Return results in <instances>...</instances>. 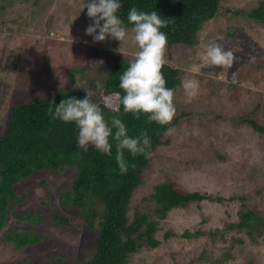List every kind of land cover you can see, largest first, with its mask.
<instances>
[{"label":"rangeland","instance_id":"374dc122","mask_svg":"<svg viewBox=\"0 0 264 264\" xmlns=\"http://www.w3.org/2000/svg\"><path fill=\"white\" fill-rule=\"evenodd\" d=\"M34 2L0 0V6L7 5L0 12V135L13 102L54 93L67 81L84 97L90 90L102 105L110 65L132 61L137 51L112 38L93 42L85 34L92 20L86 7L81 10L84 0ZM221 2L223 8L198 33V45L184 49L178 61L181 82L194 78L199 90L189 99L179 86L169 143L154 154L133 200L134 215L145 212L156 220L160 245H145L132 264H264V133L240 121L250 118L264 125V24L246 16L264 0ZM213 41L235 54L231 67L204 61ZM74 178L73 170H46L15 186L19 202H12L0 234V264H51L56 259L73 264L93 256L95 233L81 209L62 204ZM168 178L207 198L158 218L154 202L145 198ZM248 212L259 218L253 228L233 227ZM9 231H32L41 240L16 248L5 239Z\"/></svg>","mask_w":264,"mask_h":264},{"label":"trees","instance_id":"16d2710c","mask_svg":"<svg viewBox=\"0 0 264 264\" xmlns=\"http://www.w3.org/2000/svg\"><path fill=\"white\" fill-rule=\"evenodd\" d=\"M1 1L12 3L29 0ZM221 1L122 0L119 14L126 23L127 13L131 7L148 12L156 10L168 21L167 26L161 29L167 34L162 72L167 82L166 86L175 89V97L181 85L182 74L178 61L186 54L184 49L198 45V33L203 24L214 19L223 8ZM39 2L40 0H35L34 5ZM6 3L0 6L1 13L7 9ZM246 16L264 24V2ZM128 28L131 29V25H128ZM130 62L121 59L110 65L109 75L104 84L103 103L100 106L105 119L109 122L112 116H119L125 122L130 136H138L141 130L147 131L151 137L152 155L147 158L142 154L133 156L125 149L124 158L129 162V168L122 174L115 158L114 142L112 156L102 154L91 145L87 151L79 148L78 129L75 123L53 119L48 113L52 100L58 104L67 97L84 98L82 92L68 87L69 81L65 86L60 85L54 93H47L41 97L33 96L28 101L13 102L9 108L10 119L6 123L4 133L0 135V234L7 226L12 202H19L15 186L37 173L46 170L57 172L66 168L75 171V178L70 185V192L65 196L67 198L62 199V204L65 207L72 205L81 209V217L95 233L96 240L93 256L73 264H132L133 256L145 245L154 248L160 245L155 238L156 220L145 212H137L134 215L132 203L144 183L145 172L149 169L154 154L169 143L165 130L172 124L148 122L145 114L137 119L132 113L123 111V106L120 105L115 93L123 94V90L119 88V77ZM114 107H119V111H112ZM191 114L187 115L191 117ZM240 121L250 125L255 131L264 133V125L259 121L250 118ZM177 122L178 120L175 123ZM206 198V195L200 192L185 190L176 181L168 178L155 184L154 192L145 200L151 199L154 202L157 217L163 219L173 209L186 207L190 203L201 202ZM27 219L34 220L32 217ZM257 219L252 212H248L244 214V221L233 227L252 229ZM184 235L191 237L188 233ZM5 239L16 248L33 246L41 240L32 231L23 233L9 231ZM51 264L69 263L56 259Z\"/></svg>","mask_w":264,"mask_h":264},{"label":"clouds","instance_id":"9594fccd","mask_svg":"<svg viewBox=\"0 0 264 264\" xmlns=\"http://www.w3.org/2000/svg\"><path fill=\"white\" fill-rule=\"evenodd\" d=\"M85 7L87 16L92 20L85 28V34L91 36L93 42L112 38L118 40L120 46L129 42L137 48L135 58L119 77V88L123 94L115 93L123 111L132 113L137 119L145 114L148 122L170 124L177 108L174 103L175 89L166 86L162 72L167 34L161 29L167 26L168 21L156 10L148 12L131 7L126 23L119 14L122 0H84L81 10ZM128 25H131L130 31ZM117 50L120 51V47ZM203 59L210 66L231 67L237 58L222 43L213 41L207 44ZM197 70L194 66L193 71ZM97 87H102L99 81ZM181 87L191 99L197 95L199 83L194 78L185 79ZM85 90L87 94L84 98L67 97L58 104L52 100L48 107L53 119L75 123L79 148L87 151L91 145L102 154L112 156L114 142L115 158L122 174L129 168V162L124 158L125 149L133 156L142 154L146 158L150 157L152 143L147 131L141 130L138 136H130L125 122L119 116H112L110 122L106 120L101 106L92 98L93 93ZM112 111L118 112L119 107L112 108ZM171 131V128H167L165 134Z\"/></svg>","mask_w":264,"mask_h":264}]
</instances>
